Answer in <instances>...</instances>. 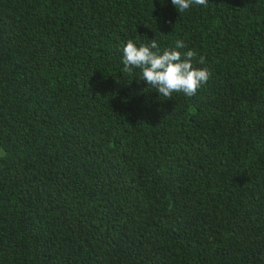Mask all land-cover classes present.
Here are the masks:
<instances>
[{
	"label": "trees",
	"instance_id": "1",
	"mask_svg": "<svg viewBox=\"0 0 264 264\" xmlns=\"http://www.w3.org/2000/svg\"><path fill=\"white\" fill-rule=\"evenodd\" d=\"M0 0V264H264V0ZM211 76L165 99L122 48Z\"/></svg>",
	"mask_w": 264,
	"mask_h": 264
},
{
	"label": "clouds",
	"instance_id": "2",
	"mask_svg": "<svg viewBox=\"0 0 264 264\" xmlns=\"http://www.w3.org/2000/svg\"><path fill=\"white\" fill-rule=\"evenodd\" d=\"M173 7L183 13L192 6L207 7L208 0H171ZM186 48L183 40L177 39L174 47L161 51L155 39L139 46L129 39L122 48V72L129 76L134 70L140 71V81L148 88L155 89L159 96L171 99L173 93H182L193 97L202 85L210 79L211 73L206 67H195L194 61L205 64V57L195 50L181 51Z\"/></svg>",
	"mask_w": 264,
	"mask_h": 264
}]
</instances>
